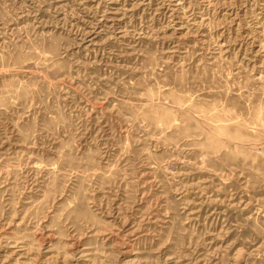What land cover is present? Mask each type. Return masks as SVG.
<instances>
[{
	"label": "rangeland",
	"instance_id": "rangeland-1",
	"mask_svg": "<svg viewBox=\"0 0 264 264\" xmlns=\"http://www.w3.org/2000/svg\"><path fill=\"white\" fill-rule=\"evenodd\" d=\"M0 264H264V0H0Z\"/></svg>",
	"mask_w": 264,
	"mask_h": 264
}]
</instances>
